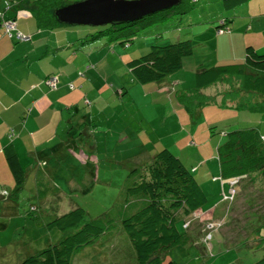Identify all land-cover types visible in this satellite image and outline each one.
<instances>
[{"label":"trees","instance_id":"trees-1","mask_svg":"<svg viewBox=\"0 0 264 264\" xmlns=\"http://www.w3.org/2000/svg\"><path fill=\"white\" fill-rule=\"evenodd\" d=\"M186 1L181 0L180 4L169 10L149 14L137 20L106 25L107 28L99 31L92 29L98 27L85 26L88 29H82L85 33L79 39L80 46L87 49L100 40H106L108 45L118 44L129 48L141 32L143 35L147 30L159 28L173 19L179 21L180 18L179 23L182 24V17L193 10L190 3L200 2ZM250 1L221 0L226 12L246 6ZM62 6L64 0L38 1L35 17L39 26L53 28L59 25L54 12ZM2 17L0 26L5 16ZM231 23L232 21L224 19L217 26V30L231 31ZM12 37L17 40L15 35ZM29 37L31 41L32 37ZM157 39L149 45L145 54L127 63L134 80L139 84L164 82L182 70L185 61L195 54L196 46L189 39L173 43H162ZM51 77L57 76H49L45 83H48ZM219 84L224 86L223 89L213 94L222 91L221 106L236 111L248 108L264 113V51H258L254 46L248 45L244 60L240 63L233 62L198 70L194 91L198 95L202 94V100L206 103L213 104L215 102H211L210 96L203 95L202 91ZM48 87L51 91H56L58 84L56 89ZM70 87L75 88L73 85ZM215 127L211 128L213 133L218 132L225 139L216 151L219 180H224L230 185L228 191L222 192L221 200H217L218 205H225L219 217L214 215L212 219L201 220L200 216H196L198 211L209 206L208 196L195 172L171 150L163 149L155 154L148 164L135 168L128 175L120 201L111 210L96 218H90L84 208L77 206L63 215H55L45 224V228L50 231H47L45 238L50 239L57 230L63 232L65 237L58 242H46L44 249L23 257L17 264H74L78 254L100 238L113 234L117 223L121 224L129 239L128 243L130 242L135 250L136 264H166L167 254L172 249L191 246H196L201 255L205 256L204 261L208 262L207 246L212 248L209 243L213 240L212 230L220 233L223 241L228 243L234 236L238 237L240 233L247 231L248 241L244 243L245 246L247 249L261 250L263 256L256 264H264L262 229L255 224L250 227V219L255 218L254 215L264 221V136L256 128L241 129L231 123ZM5 153L14 178L15 193H18L24 189L27 173L13 146H9ZM40 191L38 199L52 192L49 189ZM0 193L5 198L11 197L8 190L0 188ZM56 194L57 192H54L53 195ZM215 209L219 213L218 206ZM35 210L36 207L33 206L30 217L37 219V214L33 213ZM240 220L244 222L243 225ZM199 226L202 230L196 234V227ZM16 245L14 244V247ZM210 255L212 257V252ZM168 264L175 262L171 260Z\"/></svg>","mask_w":264,"mask_h":264},{"label":"crops","instance_id":"crops-1","mask_svg":"<svg viewBox=\"0 0 264 264\" xmlns=\"http://www.w3.org/2000/svg\"><path fill=\"white\" fill-rule=\"evenodd\" d=\"M38 1L41 0H0V15L5 16V19L15 20L17 30L32 37L29 42H18L15 37L6 35L0 26V188L8 190L11 194L10 198H5L0 193V237L3 231L9 229L12 219H18L21 225L16 226L12 239L4 243L0 241V264H17L23 257L40 251L43 248V241L45 244L51 241L45 238L48 235L45 228L47 221L40 217L45 212L48 213V207L44 208V205L40 206V204L49 196L37 198L38 205L32 202L38 194L40 195V190L52 191L47 195L57 192L53 196L59 203L58 208H53L54 214L46 215L47 218L61 215L67 211L68 207L79 206L75 201H72L71 205L68 204L69 199L73 200L71 195L65 194L63 188L57 183V180L64 179V171L68 169L67 164L72 165V170L75 171L67 180L66 186L72 192H77L80 188L81 192L86 194L92 186H96L95 168H92V172L88 170V173H83L84 170L81 168L85 165L84 157L87 154H94L93 157L96 155V124L99 123L96 116L100 113L96 111L99 107V105L96 106V71L107 70L108 72L115 63L116 70L128 74L127 79L131 81L133 76L127 66L128 61L139 58L148 51V49L145 50L146 46L137 50L131 46L129 48L122 46L121 50L117 44L110 45L109 48L106 42L105 47L109 50L106 51L107 57H96V48L85 49L80 46L79 39L85 32L82 29L73 28L82 26L59 23L53 28L40 27L35 17ZM78 1L82 0H64V6ZM263 1L260 0V2ZM242 8H246V16L234 10V14L241 17L230 20L234 22L231 26L232 34L219 36L218 32L215 36L233 43L240 42L243 52H241L242 55L238 54L237 58L233 56L234 63L244 60L248 45L254 46L258 51H264V39L259 33L262 30L264 32V19H260L264 16L263 8H257L252 3ZM237 22L242 25H237ZM196 25L197 22L190 21L189 26H194L192 32ZM198 30V34H214L211 28ZM167 32H169L168 29L159 27L148 34L156 36L159 42L166 43L168 39L163 35ZM239 34H242L240 38ZM191 35V32L184 36L181 34L178 40L189 39L194 44V36ZM222 49L224 53H228V50ZM110 59L115 62L108 64L106 61ZM105 63L108 64L107 69L104 67ZM216 66L219 64L213 67ZM52 75L59 78L56 91H51L45 83L46 79ZM71 85L75 88L72 89ZM115 86L112 85L110 90ZM117 89L119 99L128 92L126 86H121L119 83H117ZM208 92L209 90L202 91L206 96ZM243 110V113L239 114H243L242 122L246 121L249 126L237 127L233 122L230 123L241 129L256 128L264 136V113L254 112L248 108ZM116 120L121 122L120 118ZM9 146L14 147L27 173L24 188H28L35 196L29 199L27 205L22 204L19 192L15 193V182L5 153ZM217 148L214 152L213 165L210 162V156L204 161L195 162L191 155L193 166L189 168L195 172L200 183L207 184L211 190L216 189L215 197L221 200L222 192L228 191L230 185L224 180H219ZM147 152H149L148 148L145 153ZM176 156L186 165L180 155ZM206 161H208L207 170H201L205 168ZM79 173L83 174L80 182L74 176ZM202 188L204 189L203 185ZM33 206L36 207L33 213L37 214V219L30 217ZM217 206L219 207L216 201L206 209L198 211L196 216H200L201 220L212 219V216L208 217L207 214L212 213L214 217L218 213L215 209ZM8 219H11L9 224ZM38 232H41L42 236H39ZM14 244H17L16 247ZM11 246L13 249L9 251ZM113 262L119 263L118 258L112 259Z\"/></svg>","mask_w":264,"mask_h":264},{"label":"rangeland","instance_id":"rangeland-1","mask_svg":"<svg viewBox=\"0 0 264 264\" xmlns=\"http://www.w3.org/2000/svg\"><path fill=\"white\" fill-rule=\"evenodd\" d=\"M186 2L189 3L188 0ZM249 3L264 10V1L251 0ZM190 4L193 10L185 17H182L184 18L182 24L179 23V18V21L170 19L171 21L160 26L162 29L169 30L163 35L168 39L166 43L177 42L181 34L184 36L188 32H191V36H194L195 54L192 58L185 61L182 70L171 75L170 78L162 83L145 85L137 83L133 78H131V81L127 79L129 77L128 74L116 70L115 60L113 59L106 61L108 64L114 63L113 67H110L111 70H108V72L107 70L96 71V106L99 105L96 111H100L96 116V120L99 121L96 124V155L93 157L94 154H87L84 157L85 165L84 167L83 165L81 166L84 170L83 173H88V170L92 172V168H95L96 186H92L86 194H83L80 188L77 192H72L66 186L67 180L70 179L71 174L75 171L72 170V165L69 166L67 163L68 169L64 171V179L62 181L57 180L58 185L63 188L65 194L71 195V199H73H69L68 204L75 201L87 211L90 218H96L107 210H111L120 201L128 175L135 168L146 165L153 158L152 156L159 151L163 149L171 150L175 155H180L190 168L193 166L191 165V155L194 157L195 162L204 161L210 156V162L213 165L215 149L225 139L218 132L213 133L211 128L222 124L229 125L230 122L236 124L237 127L249 126L246 121L242 122L243 114H239L240 112L243 113L244 110H230L221 106L222 91L217 94L212 93L222 90L223 85L219 84L217 87L209 89L207 96H210L211 102H215L213 104L206 103L202 100V94L200 96L194 91L198 70L210 69L216 64H219V66L227 65L233 62V56L237 58L238 54L242 55L241 52L243 51L240 48V42L236 41L233 43L215 37L216 33L218 34L217 26L221 21L224 19L234 20L236 17H241V15L236 16L234 10L226 12L221 0H200L196 4L194 2ZM236 10L237 13H242V15L246 16V8L241 7L239 9L236 8ZM261 18L264 19V16H261ZM190 21L193 23L197 22L193 32L194 26H189ZM237 23L239 26L242 25L240 22ZM233 24L234 22L229 24L230 28ZM105 28L107 26L92 29L99 31ZM210 28L214 31V34L197 33L198 29V31H201L200 29L207 30ZM80 29H88V27H81ZM181 30H183L182 33ZM150 31L154 30H147V33L143 35V32L138 34L140 36L135 39L131 48L137 50L146 46L145 50L149 49L151 41L156 39V36L148 34L151 33ZM259 33L264 39L263 30ZM225 34H232V31H225L218 35L222 36ZM241 35L239 34V38ZM183 40L185 39L183 38ZM105 45L106 40H100L90 47L91 49L96 48V57L105 58L107 57L105 56L107 55L106 51H109L108 47H111L110 45L105 47ZM117 46L121 50L123 49L121 45ZM220 46L228 50V53H224ZM107 63L104 64L106 69L108 68ZM174 82L176 84H173ZM117 83L121 84V86H126L128 90L122 99L117 98ZM112 85L115 88L110 90ZM203 95L206 94L204 93ZM216 97H220V99ZM239 115L241 116L239 117ZM116 118H120L121 122L116 120ZM146 148L149 150L147 153H145ZM79 158L81 159V157ZM207 162L205 163V168L201 170H207ZM74 176L79 182L83 178L81 173ZM200 184L201 186L203 185L207 193L209 205L216 203L217 198H219L215 197L216 189L211 190L207 184ZM18 194L22 197L23 205H27L29 199L35 197L28 188H24ZM48 196L45 199L46 201L44 200L40 204V206L44 205V208L47 206L49 209L48 213L45 212L40 215L46 221L54 217L47 218L46 215H53V208L57 209L59 205L52 193ZM32 202L38 205L37 197ZM224 207V204H219V213L215 216L219 217ZM71 209L73 207H68L67 211H64L61 215ZM207 215L208 217L213 216L212 213ZM254 217L250 219V227L254 226V224L256 227H260L264 236V221L260 220L258 216L254 215ZM10 221L11 219H8V224ZM19 223L18 219H12L8 226L9 229L1 233L0 241L2 243L10 238L12 239L16 226H21ZM240 223L241 225L244 224L242 220H240ZM196 228V234L202 230L200 226ZM47 231L50 233L49 230ZM237 232L238 230L235 233ZM112 233L100 238L78 254L75 257L74 264H111L114 254L120 264H136V259L134 258L135 250H133L131 243H128L129 239L121 224L117 223ZM212 233L213 240L209 242L212 248L207 246L209 251L207 254L208 262L204 261L205 256L201 255L196 246H191L172 249L167 254L166 264L171 260L175 264H256L263 256H261L263 254L261 250H256L257 248L251 250L245 246L248 241L246 237L247 231L244 234L239 232L238 237L236 235L232 239L230 238L232 240H230V243L223 241V236L220 233H215L213 230ZM192 234L195 236L194 233ZM38 235L42 236V233L38 232ZM63 237H65V234L57 230L51 235L50 240L58 242ZM45 247L46 244L43 241V249ZM11 249H13V246L9 248V251ZM211 252L212 257L210 255ZM10 257L12 256L10 255Z\"/></svg>","mask_w":264,"mask_h":264},{"label":"water","instance_id":"water-1","mask_svg":"<svg viewBox=\"0 0 264 264\" xmlns=\"http://www.w3.org/2000/svg\"><path fill=\"white\" fill-rule=\"evenodd\" d=\"M180 2L181 0H82L57 8L54 16L60 24L102 27L169 10Z\"/></svg>","mask_w":264,"mask_h":264},{"label":"built area","instance_id":"built-area-1","mask_svg":"<svg viewBox=\"0 0 264 264\" xmlns=\"http://www.w3.org/2000/svg\"><path fill=\"white\" fill-rule=\"evenodd\" d=\"M3 16V15H2ZM0 15V17H2ZM3 18V17H2ZM2 27L4 28L5 30V33L6 34H9V36H13L15 35L17 40L24 43V42H27L30 40V37L27 36V35H24L22 33H20L18 30H17V23L15 20H10V19H3L2 23H1ZM220 33H222L223 31L220 30L219 31ZM48 86H50L52 89H56L57 87V84H58V78L57 77H51L49 80H48Z\"/></svg>","mask_w":264,"mask_h":264},{"label":"clouds","instance_id":"clouds-1","mask_svg":"<svg viewBox=\"0 0 264 264\" xmlns=\"http://www.w3.org/2000/svg\"><path fill=\"white\" fill-rule=\"evenodd\" d=\"M219 31H220V30H219ZM219 31H218V32H219ZM219 33H220V32H219Z\"/></svg>","mask_w":264,"mask_h":264}]
</instances>
